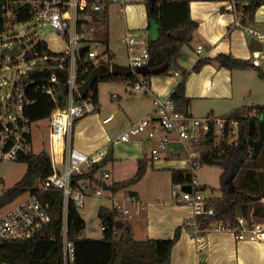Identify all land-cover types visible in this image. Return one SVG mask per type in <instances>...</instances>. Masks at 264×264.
<instances>
[{"label":"built area","instance_id":"1","mask_svg":"<svg viewBox=\"0 0 264 264\" xmlns=\"http://www.w3.org/2000/svg\"><path fill=\"white\" fill-rule=\"evenodd\" d=\"M125 0H0L1 14L3 20V34L16 27V20L23 10H26L31 19H38L50 24L54 31L66 40V52L62 58H53L47 52L35 53L34 56L42 58L45 64H36L35 70L29 71L18 77L13 86V94L4 95V86L8 81L1 82L0 78V162L19 161L21 157L28 156L34 152L33 148V121L27 116L26 108L35 103L30 98L29 87L36 84L37 80L31 78V73L36 71L52 70L50 64L53 61H61L60 70L66 69L63 61L69 58L68 78L66 82H60L57 72H53L50 78L43 80L40 89L50 99L56 101L57 94L63 93L61 85L66 86L67 105L65 108H56L52 111L49 119L50 143L52 154L50 155L53 173L35 186V191L27 192L24 197L5 213L0 214V240H26L43 232L50 223L48 204L41 202L39 196L42 192L50 189H60L64 196L63 225L61 230L62 240V264H74L75 244L69 237L68 207L70 201H74L79 207L84 206L85 197L88 195V186L83 184L82 178H87L94 166L102 162L107 155L104 150L88 154L71 142L72 129L75 122L97 110L92 98L83 99L78 92L79 64L90 63L99 56L91 49V43L96 46L99 43L90 38V27L85 22L89 21L87 11H101L108 9L112 4H123ZM238 26L242 22H237ZM1 30V27H0ZM251 35L256 36L264 44V34L249 29ZM127 46L130 66L133 71L137 67L149 66V32L143 30L140 33L127 32L123 37ZM88 45V49L80 55V48ZM203 46H198L201 52ZM23 56L26 53H23ZM22 56V55H20ZM252 65L264 72V48L253 51ZM2 68H0V72ZM88 69H85L87 72ZM142 77L140 74H135ZM176 75H179L176 72ZM146 77V76H145ZM138 78L134 89L145 87V81ZM80 100L76 99V96ZM13 96V98H12ZM116 99L117 97L114 96ZM154 110L140 121L131 124L124 130L119 139L130 141L134 137H146L153 142L151 147V160L153 162L162 159L182 160L186 163L183 182L174 183L173 194L180 202L192 207L194 217L187 221V226L192 227L194 236L198 240L201 251L203 238L199 234L202 230L198 217L206 218L214 213L213 208L207 207L208 198L204 195L198 179L197 172L202 166L201 158L204 142L209 138L216 141L228 140L234 142L240 131V121L231 115L218 116L209 114L198 117L189 110L181 111L177 108L171 96L156 97L154 99ZM14 105L16 108H14ZM251 116L257 115L253 109ZM112 116L107 117L108 122ZM110 177L105 171L102 179ZM103 180L97 195L103 193ZM190 186L191 191L184 190ZM133 204L137 201L130 198ZM113 209L123 211L130 215V210L125 208L120 198L114 197ZM211 227L219 230H228L235 233L237 240L264 243V217L254 224H246L244 219H239V226L232 227L222 222L214 223ZM209 227V228H211ZM102 229L105 226L102 225ZM81 237H84L83 235Z\"/></svg>","mask_w":264,"mask_h":264},{"label":"crops","instance_id":"2","mask_svg":"<svg viewBox=\"0 0 264 264\" xmlns=\"http://www.w3.org/2000/svg\"><path fill=\"white\" fill-rule=\"evenodd\" d=\"M247 3L248 1L245 0L192 1L191 17L198 22L199 27L191 43L183 45L178 51L174 58L176 65L173 66L168 62L169 68L165 73L139 77L146 82L145 87L139 90L130 87L129 89L128 86L132 84L121 78L110 81L120 85L119 87L123 86L119 89L126 94V101L138 91L144 93L138 100L140 103L138 106L142 108V117L133 119L128 124H122L124 120L122 116L119 115V119L117 117V113L120 114L121 111L118 109L115 114L112 112L103 114L99 99L97 110L79 118L72 129L71 142L80 150L88 154L99 150H104L107 154L112 151L111 160L101 169L103 172H98L94 178L89 176L82 178L81 182L88 186L86 197H103L109 201V204H100V207L109 208H113L114 197L120 198L125 208L130 210V215L119 211L120 219L132 225L138 240L172 239L177 230H180L179 240L172 250L171 264H264V243L239 241L235 233L228 230L212 227L202 229L199 234L203 238L202 245L205 248L201 251V243L195 238L193 228L186 224L194 217L193 209L180 202L173 194L172 171L184 170L186 163L182 160L170 159L153 162L150 152L153 142L144 136L134 137L130 141L119 139L121 133L131 124L152 113L156 97L171 95L183 77L180 70L176 69L177 66L189 71L186 79V95L191 99L189 111L198 117L209 114L227 116L249 108L253 110L256 109L255 107H264V105H245L238 108L232 106L231 101L237 96L234 85L239 87L245 84L235 78L234 71L239 68L229 69L215 60L219 54H232L251 63L253 51L264 48L262 41L248 32L249 29L258 32L263 29L264 5L259 7L254 18L250 19L244 10L239 8L240 5L244 6ZM108 11L110 41L114 37L122 40L127 32L137 34L143 30H148L151 41L158 38V23L149 18L143 0H125L123 4H112ZM237 22H242V25L238 26ZM198 46H203L201 52L198 51ZM112 54L113 63L120 64L116 54ZM202 58L209 59L210 62L199 72H194L193 68ZM251 70H237L240 72H237L236 77L245 80L251 74L248 72ZM176 72L180 74L176 75ZM116 97L119 100L121 95ZM122 108L124 109V105L121 104L120 109ZM128 113L129 110H124V114ZM109 116H112V119L104 122ZM116 119H118L116 125L108 127L109 123ZM47 152L52 154L51 143L50 151ZM141 160L147 166L144 177L130 187L113 192L110 185L132 178L137 173ZM105 171L110 173V177L103 180ZM101 180L104 190L102 195H97L95 192L100 189ZM201 186L203 187L202 184ZM130 198H134L137 203L133 204ZM263 217L264 215H255L254 206L251 205L247 216H241L240 219L251 225ZM83 236L86 237L84 233Z\"/></svg>","mask_w":264,"mask_h":264},{"label":"trees","instance_id":"3","mask_svg":"<svg viewBox=\"0 0 264 264\" xmlns=\"http://www.w3.org/2000/svg\"><path fill=\"white\" fill-rule=\"evenodd\" d=\"M147 6L150 19L157 21L159 36L149 43V67L160 68L166 63L176 65L175 57L183 45H188L193 39L199 24L191 17L190 3L195 0H157L156 8L151 10L149 0H143ZM223 1V0H208ZM248 3L239 6L249 16L254 18L256 10L264 5V0H245ZM89 21L85 22L90 26H96L95 40L104 46L106 59L99 56L98 61L79 64L78 83L81 85L90 75L91 71L99 64L111 66L114 56L109 49V11H87ZM1 14V7H0ZM26 10H23L17 18L18 23L30 20ZM1 34H3V20L0 19ZM47 52L53 58H62L63 55L53 53L46 42L39 41L35 53ZM69 58L63 61L66 69L58 67L61 61H53L50 64L52 70L32 72L31 78L37 80L36 84L29 87L30 98L35 103L26 108L27 116L33 121H39L50 117L56 108H65L67 96L64 93L57 94L54 101L46 96L40 89L43 80L50 78L53 72H57L60 82H66L68 78ZM215 60L223 67L229 69H249L254 67L259 70L260 77L264 78V72L249 61L236 58L232 54H219ZM209 59L202 58L193 68L194 72L207 63ZM85 69H88L85 72ZM182 73V80L171 93V98L181 111L189 110L191 99L186 95V79L189 71L177 66ZM180 72H178L180 74ZM146 77H151L150 75ZM117 78L134 85L138 76L133 74L129 77L112 75L110 72L100 75L97 83L86 100L92 98L94 104L99 106V83L110 82ZM77 100L81 98L76 96ZM257 115L251 116V108L243 110V113H234L231 116L240 121V131L234 142L228 140L216 141L209 138L204 142L201 158L203 165H215L222 168L219 190L220 196L210 197L207 200V207L213 208L214 213L206 218L198 217L202 229L211 227L214 223L222 222L232 227L239 226L241 216H247L251 205L254 206V214L264 215V142L257 155L254 157L253 149L249 140L260 138V122L264 119V107H255ZM110 151L102 162L95 165L86 177L94 178L95 175L111 160ZM19 162L27 164V170L23 178L16 185L8 189L0 197V209L6 204L14 201L27 192L35 191V186L53 173V166L50 154L47 151L32 153L21 157ZM147 170L146 163L141 160L137 173L130 179L115 182L110 185L113 192L125 189L139 182ZM103 172V171H101ZM173 182H183L184 170H173ZM204 187L199 188L203 191ZM44 204H48L50 223L41 233L26 240H0V264H62V240L61 230L63 225L64 196L60 189L44 191L39 196ZM98 216L104 229L102 237L93 239L81 237L86 224L82 218L78 206L70 201L68 207V228L69 237L75 244L74 264H171L172 250L180 237V230H177L172 239H145L138 240L135 237L134 229L129 222L122 226L116 223L120 214L113 208L100 207ZM122 221V220H121Z\"/></svg>","mask_w":264,"mask_h":264},{"label":"rangeland","instance_id":"4","mask_svg":"<svg viewBox=\"0 0 264 264\" xmlns=\"http://www.w3.org/2000/svg\"><path fill=\"white\" fill-rule=\"evenodd\" d=\"M90 38L95 40V30L96 26L90 25ZM260 32L264 34V27L260 29ZM153 37V36H152ZM155 39V38H154ZM39 41H44L48 44L49 49L58 55L64 54L66 52V40L59 36L50 24L44 23L38 19H30L26 22L17 24L16 27L8 30L4 35L0 36V51L5 47L17 49L23 53L25 56H10L5 57L0 55V72L1 82L8 81V86H4V95L7 92L13 94V86L17 81L18 77L29 71L35 70L36 64H45L42 58L33 56V52L36 49V45ZM91 49L97 52L100 57L107 58L104 56V46L99 44L96 46L94 42L91 43ZM109 49L112 53L116 54V59L120 61V64L130 66V61L128 57V51L126 45L122 42L121 38L114 37L110 41ZM98 56L94 59L97 61ZM251 74L247 79L243 80L236 77L238 74L236 69L235 78L243 81L245 86L236 87V98L231 101L232 106L238 108L241 106H255L264 105V78L260 77L259 70L251 67ZM235 70V69H233ZM115 85L112 82H101L99 83V99L102 103V112L105 113H116V110H120L121 113H117L122 116V124H128L131 120L142 117V108L138 105L139 98L144 94L142 91L131 95L130 99L127 100V96L124 91L120 92L119 88L123 86ZM134 89V85H129L128 88ZM129 88V89H130ZM136 90V89H135ZM114 95H121L119 100L113 99ZM13 98V96H12ZM137 100V101H136ZM124 105V109H120V105ZM137 104V106H135ZM134 107V108H133ZM14 108L15 105H14ZM133 108V109H132ZM137 109V110H135ZM124 110H129L128 114H124ZM244 111H239L238 113H243ZM218 115V114H216ZM220 116V115H218ZM109 123L108 127H114L117 120ZM33 148L35 153H40L42 151H50V130H49V119H43L33 122ZM27 170V164L19 161H5L0 162V197L10 188L14 187L23 176ZM222 168L215 165H203L197 172L200 183L203 185V193L206 197H217L221 195L219 190L220 186V176L222 174ZM39 184V183H38ZM37 184V185H38ZM24 195V194H23ZM15 199L14 201L6 204L0 209V214L7 212L16 201L20 200L21 197ZM100 204H109V201L101 197H86L84 206L79 207V212L85 220V230L84 235L87 238L100 239L102 237V223L98 216V209ZM5 264V263H2Z\"/></svg>","mask_w":264,"mask_h":264},{"label":"water","instance_id":"5","mask_svg":"<svg viewBox=\"0 0 264 264\" xmlns=\"http://www.w3.org/2000/svg\"><path fill=\"white\" fill-rule=\"evenodd\" d=\"M151 4V10L154 11L156 8L157 0H149ZM88 45L83 46L80 48V55H83V52L88 49ZM0 55L5 57L7 55L10 56H18L23 55L21 51L9 48L5 46L1 51ZM169 68V63H166L164 66L160 68H151L149 66H141L137 67L135 71L132 70L131 66L122 65L119 63H112L111 66H106L104 64L97 65L90 73L89 77L78 87V92L81 96V98H86V96L91 92L94 85L97 83L100 75L105 74L107 72H110L112 75L115 76H123V77H129L133 74H140L142 76H148V75H160L165 73ZM61 89L63 93H66V86L64 84L61 85ZM264 142V119L260 122V138L258 140H249V144L254 152V157H257L262 145ZM184 190L187 192L191 191L190 186H185ZM117 226L124 225V222L121 220H118L116 223Z\"/></svg>","mask_w":264,"mask_h":264}]
</instances>
